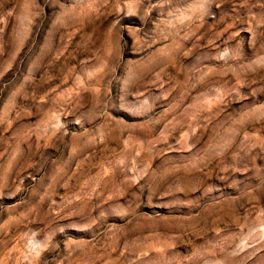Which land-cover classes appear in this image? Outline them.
<instances>
[{"label": "rangeland", "instance_id": "rangeland-1", "mask_svg": "<svg viewBox=\"0 0 264 264\" xmlns=\"http://www.w3.org/2000/svg\"><path fill=\"white\" fill-rule=\"evenodd\" d=\"M0 264H264V0H0Z\"/></svg>", "mask_w": 264, "mask_h": 264}]
</instances>
